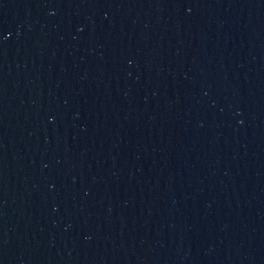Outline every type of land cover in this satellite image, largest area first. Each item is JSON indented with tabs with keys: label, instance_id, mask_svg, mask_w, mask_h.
<instances>
[{
	"label": "water",
	"instance_id": "obj_1",
	"mask_svg": "<svg viewBox=\"0 0 264 264\" xmlns=\"http://www.w3.org/2000/svg\"><path fill=\"white\" fill-rule=\"evenodd\" d=\"M0 264H264V0H0Z\"/></svg>",
	"mask_w": 264,
	"mask_h": 264
}]
</instances>
